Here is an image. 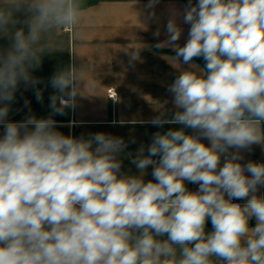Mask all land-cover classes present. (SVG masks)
<instances>
[{"label":"clouds","instance_id":"1","mask_svg":"<svg viewBox=\"0 0 264 264\" xmlns=\"http://www.w3.org/2000/svg\"><path fill=\"white\" fill-rule=\"evenodd\" d=\"M83 12V0H0V35L11 40L0 50V264H264V163H241L245 150L264 146V0H187L170 9L157 47L189 68L167 87L171 118L161 112L149 123L182 127L140 145L132 159L139 175L121 172L123 138L57 130L53 116L95 88L74 54L51 78V114L8 120L19 86L40 82L32 71L51 52L49 37L76 36ZM18 14L24 27H15ZM178 18L189 25L182 46ZM141 50H124L130 65Z\"/></svg>","mask_w":264,"mask_h":264},{"label":"crops","instance_id":"2","mask_svg":"<svg viewBox=\"0 0 264 264\" xmlns=\"http://www.w3.org/2000/svg\"><path fill=\"white\" fill-rule=\"evenodd\" d=\"M148 0H83V17L77 26V35L69 32L53 34L49 39L53 42L50 53H45L41 65L32 71V75L40 82L35 88L25 87L22 83L10 104L8 120L20 122L29 116L47 118L51 114V96L56 90L51 86V78L58 71L73 62L87 63L90 71L86 74L95 88H88L89 95L77 97L75 109L67 108L63 115H54L57 130L64 135L87 137L91 133L103 132L123 138L127 147L120 155L122 174L139 175V170L132 159L140 145L147 148L154 133H163L171 129H179L181 125L165 124L155 126L149 121L164 112L170 119L175 111L172 95L167 91L174 79L189 66L179 62L174 66L175 52L170 47H157L166 39V24L169 11L174 6L183 9L185 0H159L154 9H145ZM155 12L150 20H145L147 12ZM21 23L16 28L24 27L23 15L18 14ZM183 32L178 43L182 46L188 37L189 25L182 24ZM159 29L160 35L154 36ZM25 31L27 28L25 27ZM9 37L0 35V50L10 46ZM142 47L140 60L129 64V57L124 50L128 47ZM204 68L197 62H192ZM109 89H115L118 100L113 103L107 96ZM39 90L42 99H37ZM263 127V126H262ZM0 126V136L3 135ZM191 134L190 129L185 130ZM205 144L207 140L202 141ZM255 161L264 163V146L253 145L250 151H244L241 163ZM223 163V158L221 160ZM151 166L146 169L145 181L152 180ZM189 191H196L198 185L186 182ZM264 195V189L260 190ZM242 204L245 203L243 200ZM255 219L249 222L255 226ZM206 230L211 231L209 221Z\"/></svg>","mask_w":264,"mask_h":264},{"label":"built area","instance_id":"3","mask_svg":"<svg viewBox=\"0 0 264 264\" xmlns=\"http://www.w3.org/2000/svg\"><path fill=\"white\" fill-rule=\"evenodd\" d=\"M115 93H116V99H113L112 96H114ZM107 96H108V98H109L113 103H116L117 100H118V94H117V92L115 91V89H109V90L107 91ZM258 163H261V162H258ZM233 202H235V203H241V204H242L241 201H237V200H234Z\"/></svg>","mask_w":264,"mask_h":264},{"label":"trees","instance_id":"4","mask_svg":"<svg viewBox=\"0 0 264 264\" xmlns=\"http://www.w3.org/2000/svg\"><path fill=\"white\" fill-rule=\"evenodd\" d=\"M187 2V0H185ZM197 0H193V3H196ZM192 62H197L199 64H201L203 67H205V61L203 60V58H195ZM264 127V125H262Z\"/></svg>","mask_w":264,"mask_h":264}]
</instances>
